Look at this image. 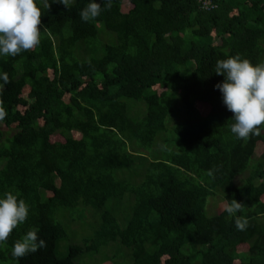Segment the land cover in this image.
I'll list each match as a JSON object with an SVG mask.
<instances>
[{
  "label": "trees",
  "instance_id": "1",
  "mask_svg": "<svg viewBox=\"0 0 264 264\" xmlns=\"http://www.w3.org/2000/svg\"><path fill=\"white\" fill-rule=\"evenodd\" d=\"M87 2L37 0L40 44L0 57V195L29 205L0 264L33 227L47 246L19 264H264V127L231 133L214 72L264 63V0H113L85 23Z\"/></svg>",
  "mask_w": 264,
  "mask_h": 264
},
{
  "label": "clouds",
  "instance_id": "2",
  "mask_svg": "<svg viewBox=\"0 0 264 264\" xmlns=\"http://www.w3.org/2000/svg\"><path fill=\"white\" fill-rule=\"evenodd\" d=\"M198 1L202 7V3ZM54 2L67 9L70 7V0ZM211 2L213 8H202L208 11L217 9L218 5L214 0ZM112 4L113 0H88L79 13L81 21H95ZM41 15L42 10L37 0H0V57L15 58L40 44ZM214 72L217 76L224 77L222 82L215 85V89L219 90L226 109L233 114L231 133L239 140L259 135L264 127V63L253 64L240 55L229 56L216 61ZM8 83V74L0 71V89ZM6 116L7 112L0 104V121ZM228 201L224 211L230 217H235L237 230H246L249 223L247 218L237 215L242 204L235 199ZM28 216L29 205L20 198L19 193L8 191L0 195V246L7 242L14 229L26 222ZM38 233L39 228L33 227L14 242L10 254L17 264L28 254L47 246Z\"/></svg>",
  "mask_w": 264,
  "mask_h": 264
},
{
  "label": "rangeland",
  "instance_id": "3",
  "mask_svg": "<svg viewBox=\"0 0 264 264\" xmlns=\"http://www.w3.org/2000/svg\"><path fill=\"white\" fill-rule=\"evenodd\" d=\"M129 7H130V4H128L126 2L125 6L123 7V11H128ZM197 106L199 107V109L202 112H205L208 109V105L204 104V103H197ZM138 109L143 110L142 108H138ZM143 112L144 111H141V113H143ZM0 126H1L0 127L1 129H6L2 124H0ZM74 132L76 134V135L75 134L74 135L76 137H79L78 132L77 131H74ZM53 139L55 141H58V140H63V137H62V135H54ZM2 165H3V163L0 162V169H1ZM238 178L241 179V176H239ZM226 203L227 202L223 199V196L221 195V193L220 194L217 193L210 198L209 204H208V210L211 214H218L224 210ZM74 227L76 228L77 226L74 225Z\"/></svg>",
  "mask_w": 264,
  "mask_h": 264
},
{
  "label": "built area",
  "instance_id": "4",
  "mask_svg": "<svg viewBox=\"0 0 264 264\" xmlns=\"http://www.w3.org/2000/svg\"><path fill=\"white\" fill-rule=\"evenodd\" d=\"M200 2L205 9L213 8L211 0H200Z\"/></svg>",
  "mask_w": 264,
  "mask_h": 264
}]
</instances>
